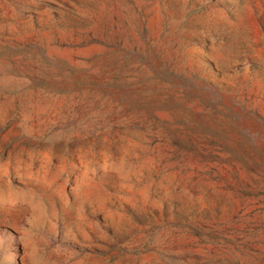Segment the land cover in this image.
Returning <instances> with one entry per match:
<instances>
[{"label":"rangeland","instance_id":"374dc122","mask_svg":"<svg viewBox=\"0 0 264 264\" xmlns=\"http://www.w3.org/2000/svg\"><path fill=\"white\" fill-rule=\"evenodd\" d=\"M0 264H264V0H0Z\"/></svg>","mask_w":264,"mask_h":264}]
</instances>
